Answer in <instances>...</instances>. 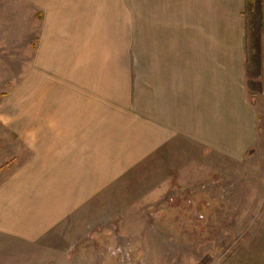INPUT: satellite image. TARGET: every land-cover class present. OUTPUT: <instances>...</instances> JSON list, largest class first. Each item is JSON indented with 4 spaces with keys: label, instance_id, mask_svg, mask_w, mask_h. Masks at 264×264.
I'll return each instance as SVG.
<instances>
[{
    "label": "rangeland",
    "instance_id": "1",
    "mask_svg": "<svg viewBox=\"0 0 264 264\" xmlns=\"http://www.w3.org/2000/svg\"><path fill=\"white\" fill-rule=\"evenodd\" d=\"M98 1L0 0V144L10 142L0 155V186L29 173L38 189L15 191L28 196L16 212L25 209L18 218L42 226L32 241L1 244L0 264H264V0L252 67L227 62L230 48L223 62L203 63L205 53L187 45L182 15L173 16L175 30L160 31L162 19L142 0H127V14L107 23ZM183 83L192 91L205 83L240 88L224 90L225 100L238 99L225 108V122L237 108L252 117L238 157L192 143L175 161H160L161 171L152 154L137 159L138 141L152 139L144 136L152 90ZM71 90H91L90 122L97 140L111 136L113 156L60 187L59 195L77 184L80 206L73 201L59 220L41 207L48 197L41 172L24 167L39 152V135L69 131L76 107L62 95ZM29 135H38L33 149ZM85 187L95 195L89 200Z\"/></svg>",
    "mask_w": 264,
    "mask_h": 264
},
{
    "label": "crops",
    "instance_id": "2",
    "mask_svg": "<svg viewBox=\"0 0 264 264\" xmlns=\"http://www.w3.org/2000/svg\"><path fill=\"white\" fill-rule=\"evenodd\" d=\"M257 2H261L262 5V0H142L146 13H151L154 20H156V17L159 20L162 19L160 23H157L160 31L171 32L175 30V23L172 21L173 16H176L175 13L178 17L184 16V27L181 29L188 31V34L190 33L187 45L198 47L197 52L199 54L201 52L205 53L204 58H201L203 63L223 62L225 60L224 48H230V53L226 56L229 58L227 62L245 64L257 61L254 59L255 49L262 46V40L259 39L261 29L259 30L257 42H254L250 37L249 20L247 19L249 4L253 3L252 5L255 7ZM148 6H150V11L147 10ZM97 7L101 9L99 12L102 15L110 14L107 15L110 16L106 19L107 23L118 22L117 14L125 15L128 12L127 0H100ZM136 7L138 13L141 14L140 4H137ZM262 19L261 16V23ZM206 70L208 71V68ZM182 85L179 90H152V111L150 118L147 116L151 120V129L144 132V136L149 133L152 139L150 142L143 140L138 141V144L135 143L137 144L134 147L137 150V159L138 157L147 158L149 154H152L151 157L156 160V168L161 171L162 167L160 168V166L162 163L160 161L163 162L166 159H174L175 161V154L180 150H187L188 152L192 149V143H200L219 152L225 150L232 157H238L239 151H235L237 150L235 147L245 144L248 140L246 131L252 125V117H248V113L245 114V112L241 114L239 108H237L235 114L232 117L228 116L229 119L225 122V108L238 105V99L229 96V99L225 100L224 90H240V88H223L217 86V83L209 87L208 83H205L201 89L192 91L187 89L184 83ZM26 87L27 84L24 88ZM25 90L30 89L26 88ZM40 90L42 89L40 88ZM244 90L249 89L246 87ZM90 93L91 90H71V93L62 95L65 96L62 100L66 104L76 107L72 108V120L67 124L70 128L69 131L64 134L57 132L56 134L45 133L46 135H39L41 142L39 152L24 167L26 170L29 167L38 168L37 170L41 172L42 178L45 179L48 186L46 193L48 197L41 207H44L46 213H55L54 216L59 217V220L64 217L66 208L74 204L73 201L80 206L77 184L74 185L75 188L70 184L66 190L67 193L63 192L61 195H59L60 187H64L67 182H77L79 174L84 175L86 170L88 173H93L96 160L105 161L107 159L110 161L113 156L110 150L111 136H107L108 140L106 142L103 139L102 141L97 140L98 135L95 127L90 122L91 110L89 108L90 104L93 103L90 101ZM125 95V102L128 106L127 90ZM39 97L41 101L42 96ZM60 97L61 94L58 98L60 99ZM130 104H132V101ZM32 105L29 104L30 109ZM81 111L82 113H80ZM135 111H137L136 106ZM28 137L27 141L30 147L35 148L33 140H36L38 135L35 137L29 135ZM249 139H251V135ZM9 144V140L1 142L0 155L4 153L6 147H9ZM11 158L13 156L9 157V159ZM158 162L161 164H158ZM98 165L100 167L99 162ZM126 165L124 164V170L127 167ZM158 165L160 166L158 167ZM107 167L110 168L108 164ZM115 173L118 176L120 171ZM123 173L125 172L123 171ZM31 179L29 173L25 172L23 177L14 178L12 181L0 186V245H9L4 242H10L11 239L20 240L21 242L32 241L33 232L42 227L41 221L37 218L31 220L32 224L27 218H18L19 215L26 216L25 209L18 216L17 213H20L21 210L16 212V207L24 206L20 205L21 201L25 202V206H27V199H24V197L28 196L21 193L17 195L15 191L29 192L30 189H38L34 187L35 184ZM49 180L54 183H49ZM74 189L77 192L76 196L70 193ZM85 189L87 200H89L91 196L89 193L90 187H85ZM38 223L40 224L38 225ZM44 231L34 236V240L39 241L42 239Z\"/></svg>",
    "mask_w": 264,
    "mask_h": 264
},
{
    "label": "trees",
    "instance_id": "3",
    "mask_svg": "<svg viewBox=\"0 0 264 264\" xmlns=\"http://www.w3.org/2000/svg\"><path fill=\"white\" fill-rule=\"evenodd\" d=\"M253 2V1H252ZM249 4L247 9V19L249 20V28H250V37L257 42L260 26H261V16L263 17V4L261 2H257L256 6ZM257 48L255 49V51ZM249 67H252V63H248ZM257 66V65H256ZM255 66V67H256Z\"/></svg>",
    "mask_w": 264,
    "mask_h": 264
},
{
    "label": "clouds",
    "instance_id": "4",
    "mask_svg": "<svg viewBox=\"0 0 264 264\" xmlns=\"http://www.w3.org/2000/svg\"><path fill=\"white\" fill-rule=\"evenodd\" d=\"M0 119H3V118H0Z\"/></svg>",
    "mask_w": 264,
    "mask_h": 264
}]
</instances>
